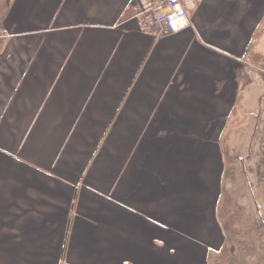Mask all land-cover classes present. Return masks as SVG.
Segmentation results:
<instances>
[{"label":"crops","instance_id":"crops-1","mask_svg":"<svg viewBox=\"0 0 264 264\" xmlns=\"http://www.w3.org/2000/svg\"><path fill=\"white\" fill-rule=\"evenodd\" d=\"M146 4L0 0V264H228L264 0H193L163 37L133 17Z\"/></svg>","mask_w":264,"mask_h":264},{"label":"rangeland","instance_id":"rangeland-1","mask_svg":"<svg viewBox=\"0 0 264 264\" xmlns=\"http://www.w3.org/2000/svg\"><path fill=\"white\" fill-rule=\"evenodd\" d=\"M247 92L235 110L232 143L236 148L232 159L226 160L219 202L227 234L222 257L229 259L228 264H264V81L253 84L248 97Z\"/></svg>","mask_w":264,"mask_h":264},{"label":"built area","instance_id":"built-area-1","mask_svg":"<svg viewBox=\"0 0 264 264\" xmlns=\"http://www.w3.org/2000/svg\"><path fill=\"white\" fill-rule=\"evenodd\" d=\"M146 6L135 10L140 29L163 37L178 33L191 23L189 8L193 0H147Z\"/></svg>","mask_w":264,"mask_h":264}]
</instances>
